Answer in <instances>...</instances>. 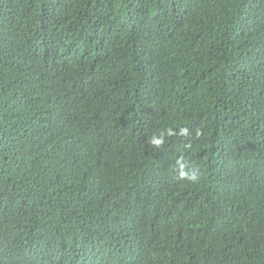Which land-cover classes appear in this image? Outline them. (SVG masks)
I'll use <instances>...</instances> for the list:
<instances>
[{
    "label": "trees",
    "instance_id": "1",
    "mask_svg": "<svg viewBox=\"0 0 264 264\" xmlns=\"http://www.w3.org/2000/svg\"><path fill=\"white\" fill-rule=\"evenodd\" d=\"M0 264H264V0H0Z\"/></svg>",
    "mask_w": 264,
    "mask_h": 264
},
{
    "label": "clouds",
    "instance_id": "2",
    "mask_svg": "<svg viewBox=\"0 0 264 264\" xmlns=\"http://www.w3.org/2000/svg\"><path fill=\"white\" fill-rule=\"evenodd\" d=\"M176 134H177V133L174 132V130H173L172 128H168V129H166L165 131H161V132H159L158 134H154V135H152V136L149 138L148 143H149L152 147H155V148L159 149L161 146L164 145V143H165V137H166V136H167V137H172V136H174V135H176ZM179 135H180L181 137H187V136L189 135V133H188V129H186V128H182V129H180V131H179ZM178 163H179V161H178ZM181 167H183V165H181ZM181 175H182V176H187L189 179H192V180L196 179V176H195L194 173L191 174V175H189L188 173H184V172H182Z\"/></svg>",
    "mask_w": 264,
    "mask_h": 264
}]
</instances>
